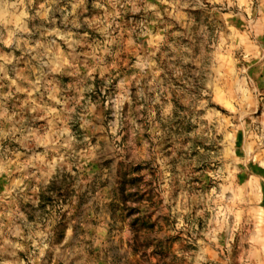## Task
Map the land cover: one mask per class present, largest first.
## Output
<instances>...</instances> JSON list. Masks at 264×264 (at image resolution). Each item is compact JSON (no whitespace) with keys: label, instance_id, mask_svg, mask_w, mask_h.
<instances>
[{"label":"clouds","instance_id":"clouds-1","mask_svg":"<svg viewBox=\"0 0 264 264\" xmlns=\"http://www.w3.org/2000/svg\"><path fill=\"white\" fill-rule=\"evenodd\" d=\"M136 260L264 264V0H0V264Z\"/></svg>","mask_w":264,"mask_h":264},{"label":"rangeland","instance_id":"rangeland-1","mask_svg":"<svg viewBox=\"0 0 264 264\" xmlns=\"http://www.w3.org/2000/svg\"><path fill=\"white\" fill-rule=\"evenodd\" d=\"M137 209H132V210H129V211H136ZM135 264H139V260H136Z\"/></svg>","mask_w":264,"mask_h":264}]
</instances>
